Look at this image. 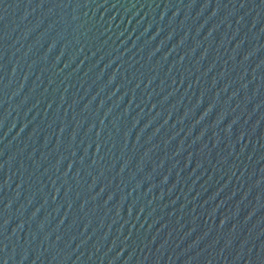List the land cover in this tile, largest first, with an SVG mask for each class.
<instances>
[{"label":"water","instance_id":"water-1","mask_svg":"<svg viewBox=\"0 0 264 264\" xmlns=\"http://www.w3.org/2000/svg\"><path fill=\"white\" fill-rule=\"evenodd\" d=\"M0 264H264V0H0Z\"/></svg>","mask_w":264,"mask_h":264}]
</instances>
